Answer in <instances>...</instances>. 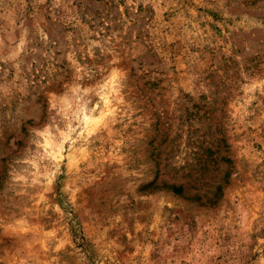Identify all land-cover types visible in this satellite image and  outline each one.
<instances>
[{"label": "rangeland", "instance_id": "obj_1", "mask_svg": "<svg viewBox=\"0 0 264 264\" xmlns=\"http://www.w3.org/2000/svg\"><path fill=\"white\" fill-rule=\"evenodd\" d=\"M0 264H264V0H0Z\"/></svg>", "mask_w": 264, "mask_h": 264}, {"label": "trees", "instance_id": "obj_2", "mask_svg": "<svg viewBox=\"0 0 264 264\" xmlns=\"http://www.w3.org/2000/svg\"><path fill=\"white\" fill-rule=\"evenodd\" d=\"M174 190H176V187H173ZM177 191V190H176Z\"/></svg>", "mask_w": 264, "mask_h": 264}]
</instances>
